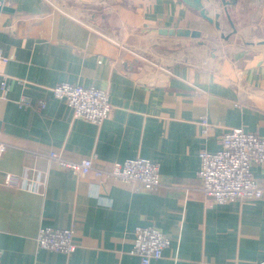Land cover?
Here are the masks:
<instances>
[{"label": "crops", "instance_id": "1", "mask_svg": "<svg viewBox=\"0 0 264 264\" xmlns=\"http://www.w3.org/2000/svg\"><path fill=\"white\" fill-rule=\"evenodd\" d=\"M68 1L54 0L61 8L48 0H3L2 264H141L130 255L138 226L156 227L171 241L152 264H264V193L257 201L217 204L198 176L203 154L218 152L227 131L264 137L263 57L237 36L222 38L232 31L229 18L217 19L218 29L182 0ZM245 1L228 7L233 21L245 13ZM205 4L212 14L224 9L218 0ZM259 4L248 21L264 15V0ZM176 30L202 36L162 33ZM191 42L217 47L199 60L193 52L173 55L177 48L196 52ZM60 83L106 90L116 109L100 127L76 120L50 91ZM22 97L31 105L20 107ZM51 152L92 158L100 168L145 158L160 165L162 187L101 186L50 161ZM7 174L16 186L4 184ZM253 175L264 190V165ZM41 228H73L74 253L39 249Z\"/></svg>", "mask_w": 264, "mask_h": 264}, {"label": "built area", "instance_id": "2", "mask_svg": "<svg viewBox=\"0 0 264 264\" xmlns=\"http://www.w3.org/2000/svg\"><path fill=\"white\" fill-rule=\"evenodd\" d=\"M0 60L7 62L1 56ZM1 83L3 98L8 94L7 77ZM55 99L65 102L72 110L76 120H84L96 126H102L116 109L106 90L84 87L70 83H60L51 88ZM31 100L22 97L20 107H28ZM44 107V102L40 103ZM204 133L208 132L209 123L204 120ZM7 149L0 134V157ZM50 161L76 176L92 177L101 186L109 181L120 182L134 190L156 192L162 187L160 165L145 158L129 159L123 163H114L109 168H100L95 161L83 159L72 161L56 152L48 155ZM264 165V137L233 128L223 134L221 149L216 153L205 152L202 157L198 176L202 181V192L217 204H229L239 201H257L263 197L264 190L253 175L255 166ZM16 178L5 176L4 184L16 186ZM75 231L71 229L41 228L36 236L39 249L71 255L76 249ZM171 245L170 239L153 226H138L134 232V245L130 255L138 257L141 264H152L163 258L164 252ZM0 264L2 251L0 250Z\"/></svg>", "mask_w": 264, "mask_h": 264}, {"label": "water", "instance_id": "3", "mask_svg": "<svg viewBox=\"0 0 264 264\" xmlns=\"http://www.w3.org/2000/svg\"><path fill=\"white\" fill-rule=\"evenodd\" d=\"M186 5H188L190 8L196 10L199 12L202 18L207 20L209 23L214 24L216 28H220V24L217 21V19H220V17H226L229 18L232 25V31L228 33L227 35L223 34L224 39H229L228 36H237L238 39L241 40L242 46L252 49L258 53V55H261L264 59V40L256 41V42H248L244 41L243 37L239 33V30L237 29V26H242V24H246L250 18V15L254 13V10L257 9L259 5L260 0H251L250 2H247L245 6V13L243 14V11L241 9L237 12V19L239 21H233L231 18V15L228 11V7L233 8L236 10L237 6L240 5V2L242 0H218L222 6H224V9L222 12H218L216 14H212V11L206 6L205 1L209 0H182ZM244 6V7H245ZM243 8V7H242ZM8 8L4 7L3 0H0V12L1 11H7ZM233 11V10H232ZM165 35H171V36H178V37H184V38H193L198 39L201 38L202 34L199 31H191V30H176V31H164L162 32ZM239 33V34H238ZM247 33V32H245ZM262 64V62H261Z\"/></svg>", "mask_w": 264, "mask_h": 264}, {"label": "rangeland", "instance_id": "4", "mask_svg": "<svg viewBox=\"0 0 264 264\" xmlns=\"http://www.w3.org/2000/svg\"><path fill=\"white\" fill-rule=\"evenodd\" d=\"M49 2H51L52 4L54 5H57L59 4L58 6L61 7V6H64L63 3L65 2H69L68 0H61L63 3L61 2H54V0H48ZM251 0H247L245 2H250ZM263 0H260L259 3H262ZM71 4L73 5V3L71 2ZM260 5V4H259ZM65 7V6H64ZM62 8V7H61ZM258 15V14H257ZM257 15L254 16L253 18V21H248L245 25L242 24V26H237V29L239 30V33L241 34V36L243 37V40L244 41H248V42H256V41H260L262 39H264V15H261L259 17H257ZM251 16V15H250ZM257 17V18H256ZM256 18V20H255ZM255 29L256 31L258 29H260V32L259 35H255ZM247 32V33H245ZM238 33V34H239ZM255 36L260 39V40H256L255 39ZM234 36H230L229 37V40L232 39ZM238 43H241V40L238 39ZM216 42H211V43H206L205 46H198L196 45L195 42H191L189 44L190 47H193L196 49V52H194L193 50H188V48H177L175 51H173V55L176 57V58H179L181 56V54H186V55H189L190 53L189 52H193L196 54V59H203L205 58L207 55H210L211 51H209L210 47L213 45V48H216L217 46L215 45ZM218 45V44H217ZM245 47V46H244ZM211 50V49H210ZM256 52V51H255Z\"/></svg>", "mask_w": 264, "mask_h": 264}]
</instances>
